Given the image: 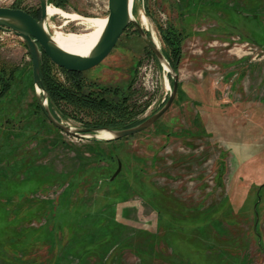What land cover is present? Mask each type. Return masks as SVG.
<instances>
[{
  "label": "rangeland",
  "instance_id": "374dc122",
  "mask_svg": "<svg viewBox=\"0 0 264 264\" xmlns=\"http://www.w3.org/2000/svg\"><path fill=\"white\" fill-rule=\"evenodd\" d=\"M52 5L109 14L108 0ZM0 7L35 12L40 0ZM134 15L166 56L179 46V89L153 126L115 140L56 128L25 42L0 30V264H264V0H137ZM46 69L69 87L48 57ZM81 73L92 101L125 113L61 101L54 112L72 127L141 122L173 87L134 25Z\"/></svg>",
  "mask_w": 264,
  "mask_h": 264
},
{
  "label": "water",
  "instance_id": "95a60500",
  "mask_svg": "<svg viewBox=\"0 0 264 264\" xmlns=\"http://www.w3.org/2000/svg\"><path fill=\"white\" fill-rule=\"evenodd\" d=\"M52 3L56 4L57 0H40V19L35 18L32 14L21 8L0 7V30L17 36L25 42L32 59L33 81L40 107L48 120L56 128L69 135H91L95 138H100L99 134L101 132H108L111 134V137L105 140H115L147 130L168 112L178 94L179 75L176 68L157 45L152 34L148 36L147 29L135 17L134 5L131 0H108L109 14L107 16L106 27L99 42L88 56L68 52L52 41V36L48 29V6ZM131 25L135 26L143 41L158 59L162 68L166 67L172 77L173 87L166 103L143 122L129 128L72 127L63 123L52 112L50 95L44 87L41 78V65L44 56H47L54 64L64 70L79 73L88 71L101 64L111 54L122 35ZM121 170L122 162L119 161L118 169L112 179H115Z\"/></svg>",
  "mask_w": 264,
  "mask_h": 264
},
{
  "label": "bare ground",
  "instance_id": "6f19581e",
  "mask_svg": "<svg viewBox=\"0 0 264 264\" xmlns=\"http://www.w3.org/2000/svg\"><path fill=\"white\" fill-rule=\"evenodd\" d=\"M136 1L137 0H131L133 5ZM52 17H61L63 19L60 26L52 25V41L60 48L81 56H88L90 54L99 42L107 24V17H83L77 13H70L55 5L49 4L48 19ZM141 22L144 27L149 28L150 23L146 16L143 15L141 17ZM71 23H77L82 27V31H65V28ZM154 39L157 45L161 47L156 37H154ZM164 70L168 72L166 67ZM169 87L168 89H171V86ZM99 137L106 139L110 138L111 134L108 132H101Z\"/></svg>",
  "mask_w": 264,
  "mask_h": 264
},
{
  "label": "trees",
  "instance_id": "16d2710c",
  "mask_svg": "<svg viewBox=\"0 0 264 264\" xmlns=\"http://www.w3.org/2000/svg\"><path fill=\"white\" fill-rule=\"evenodd\" d=\"M56 5L58 6H63L64 5V0H57ZM30 14H32L35 18L40 19L41 18V11L40 9L36 10L35 12H30L28 11ZM174 56L175 57H169L167 56V58L170 60V62L172 63V65L176 68V70L178 69V64H179V59L181 56V52L179 49V46L176 47V49L174 50ZM46 60L47 57L44 56V59L42 61V65H41V78L43 81V85L46 88V90L48 91L49 95H50V107L52 109V112L54 113V115L56 116L54 109L55 105L58 106V104L61 101H68L71 102L73 104H80L83 102H88L89 105H95V107L102 109V112H107L109 114H113V113H117V114H122L123 112L125 113V109H118L115 108L113 103L110 102L109 100L104 99L103 97H101V99L92 101L91 100V94L89 96V94H86L83 91L84 88V84L83 81H81V74L79 72H71V71H67L64 70V72H66L69 76H71V83L69 84V87L67 86H62L61 84H57L53 78L46 73ZM101 92V91H100ZM3 96V92H0V98ZM96 99H98V97H96ZM128 101V97L124 98V103H126ZM93 103V104H91ZM57 117V116H56ZM145 120V119H144ZM144 120H142L141 122H143ZM141 122L138 123H131L128 125H121L118 123H115L114 121H105V122H98V123H88L86 126L84 127H110L113 129H122V128H129L132 126H135Z\"/></svg>",
  "mask_w": 264,
  "mask_h": 264
},
{
  "label": "flooded vegetation",
  "instance_id": "af4514ba",
  "mask_svg": "<svg viewBox=\"0 0 264 264\" xmlns=\"http://www.w3.org/2000/svg\"><path fill=\"white\" fill-rule=\"evenodd\" d=\"M41 11V10H40Z\"/></svg>",
  "mask_w": 264,
  "mask_h": 264
}]
</instances>
